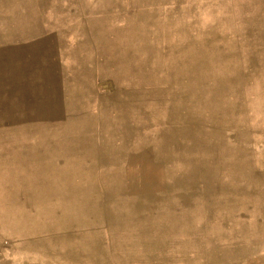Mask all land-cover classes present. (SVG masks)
<instances>
[{"label": "rangeland", "instance_id": "1", "mask_svg": "<svg viewBox=\"0 0 264 264\" xmlns=\"http://www.w3.org/2000/svg\"><path fill=\"white\" fill-rule=\"evenodd\" d=\"M0 264H264V0H0Z\"/></svg>", "mask_w": 264, "mask_h": 264}]
</instances>
